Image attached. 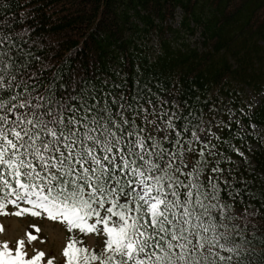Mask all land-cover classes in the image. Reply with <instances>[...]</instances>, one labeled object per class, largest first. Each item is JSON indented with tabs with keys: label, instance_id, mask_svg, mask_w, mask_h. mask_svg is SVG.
Here are the masks:
<instances>
[{
	"label": "snow or ice",
	"instance_id": "snow-or-ice-1",
	"mask_svg": "<svg viewBox=\"0 0 264 264\" xmlns=\"http://www.w3.org/2000/svg\"><path fill=\"white\" fill-rule=\"evenodd\" d=\"M125 76L65 66L50 38L0 22V215L12 205L13 215L42 211L69 232L105 235L99 252L69 238L65 264H264V204L233 212L240 192L224 173L234 169L220 163L234 162L213 151L212 127L223 122L179 101V87L137 69L129 89ZM205 152L219 157L217 176H205ZM23 249V240L0 242V264H43L42 251Z\"/></svg>",
	"mask_w": 264,
	"mask_h": 264
},
{
	"label": "trees",
	"instance_id": "trees-1",
	"mask_svg": "<svg viewBox=\"0 0 264 264\" xmlns=\"http://www.w3.org/2000/svg\"><path fill=\"white\" fill-rule=\"evenodd\" d=\"M28 9L31 17L19 24ZM5 20L54 41L65 66L89 63L101 78L121 69L129 89L137 69L143 80L179 87V101L223 122L212 127L220 137L212 143L234 162L220 163L234 169L224 173L231 191L240 192L231 200L233 212L264 204V0H0ZM247 93L258 101L252 109ZM240 123L260 132L244 131ZM205 157V176H217L210 168L219 157ZM220 196L230 200L228 191Z\"/></svg>",
	"mask_w": 264,
	"mask_h": 264
},
{
	"label": "rangeland",
	"instance_id": "rangeland-1",
	"mask_svg": "<svg viewBox=\"0 0 264 264\" xmlns=\"http://www.w3.org/2000/svg\"><path fill=\"white\" fill-rule=\"evenodd\" d=\"M247 94V98L250 99L247 104L248 107L252 109L258 104V101L251 98L249 93ZM240 125L244 131H250L253 133L260 132L256 127H246L243 123H240ZM215 134L217 135V131ZM261 140L264 142V138H261ZM190 155L191 157L195 156L196 152H193ZM187 162L190 168L193 163L192 158H187ZM6 211L9 214L0 215V227L3 229L0 231V242L6 241L8 247L14 249L17 245V241L23 240V250L29 257L34 255L36 251H42L44 253L43 264H47L49 259L52 260V264H65L66 258L63 255V248L66 246L69 238L79 242L80 246L87 248L90 252L101 251L106 239L103 233H85L81 232L79 229H73L69 232L64 223L51 220L42 211L40 215L36 216H33L30 213L18 216L11 214L16 211L12 205H8ZM93 221L94 218L90 219L88 222L92 223ZM97 227L102 228V225H98ZM28 233H31L36 239L29 242Z\"/></svg>",
	"mask_w": 264,
	"mask_h": 264
}]
</instances>
